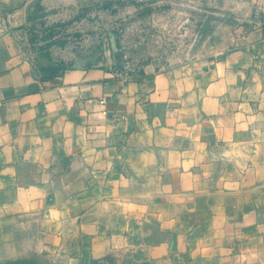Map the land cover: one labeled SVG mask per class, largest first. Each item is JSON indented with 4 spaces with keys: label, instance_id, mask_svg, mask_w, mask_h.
<instances>
[{
    "label": "crops",
    "instance_id": "crops-1",
    "mask_svg": "<svg viewBox=\"0 0 264 264\" xmlns=\"http://www.w3.org/2000/svg\"><path fill=\"white\" fill-rule=\"evenodd\" d=\"M194 1L0 0V264H264V0ZM79 18L197 43L130 75L35 59Z\"/></svg>",
    "mask_w": 264,
    "mask_h": 264
},
{
    "label": "rangeland",
    "instance_id": "rangeland-1",
    "mask_svg": "<svg viewBox=\"0 0 264 264\" xmlns=\"http://www.w3.org/2000/svg\"><path fill=\"white\" fill-rule=\"evenodd\" d=\"M196 6V1L184 0V17L191 20L199 19V11L195 14ZM78 21L79 24L72 30H54L51 35L47 30L36 26L31 33L35 59L62 60L66 62L64 65L80 61L88 65L110 67L119 74L130 75L152 67L158 69L170 66L189 55L197 43L188 39L191 32L195 31V26L187 24L188 21L183 28L184 35L178 40H119L115 38V33L122 36L120 32L124 31L122 27L112 25V21H109L102 31L96 28L95 22L87 23L80 18ZM160 28L165 30L157 26V32L154 31L155 34L152 36H164L158 33ZM49 36L50 39L43 42V39Z\"/></svg>",
    "mask_w": 264,
    "mask_h": 264
}]
</instances>
